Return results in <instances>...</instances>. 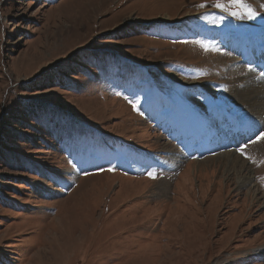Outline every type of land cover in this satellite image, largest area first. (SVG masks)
Segmentation results:
<instances>
[{"label": "rangeland", "instance_id": "374dc122", "mask_svg": "<svg viewBox=\"0 0 264 264\" xmlns=\"http://www.w3.org/2000/svg\"><path fill=\"white\" fill-rule=\"evenodd\" d=\"M247 2L0 0V264H264V127L223 134L253 124Z\"/></svg>", "mask_w": 264, "mask_h": 264}, {"label": "bare ground", "instance_id": "6f19581e", "mask_svg": "<svg viewBox=\"0 0 264 264\" xmlns=\"http://www.w3.org/2000/svg\"><path fill=\"white\" fill-rule=\"evenodd\" d=\"M254 45L256 48L255 53L249 51L246 54H248L249 61L252 64L253 63L258 64L259 67H257V70L256 69L254 70V68L250 69L248 73L243 77L245 81L243 84H241L242 88L240 87V89H242V93H239V95L242 96L243 99L247 97L244 102L246 103L247 106L252 107L250 108L251 111L249 112V115L246 116L247 119L249 118L252 119L251 123H253L251 126H249V128H247L249 132L261 130L264 127V109L261 104L264 103V37L259 39L257 43H255ZM247 46L250 47V44H247ZM241 47H243V45ZM246 48L247 47H245V49ZM251 48L253 49V46H251ZM259 75H261V79L257 80ZM261 109L263 114L261 112V115L258 118L257 114L260 112ZM221 143L222 142H220V144ZM227 152H229V150L219 154L218 155L219 157H217V159L220 158L221 160H223L224 158V160L226 161V165H229L228 168L235 169L238 166L242 167L243 165L246 164L245 161L241 160L240 155H237L236 153L233 152L232 153H227ZM210 160L211 157L203 160H197L196 164H202L205 162H209ZM250 179H251L250 176H246L239 180L245 182V181H250ZM67 186H69L68 183L62 184V187L67 188Z\"/></svg>", "mask_w": 264, "mask_h": 264}, {"label": "snow or ice", "instance_id": "6c2138e0", "mask_svg": "<svg viewBox=\"0 0 264 264\" xmlns=\"http://www.w3.org/2000/svg\"><path fill=\"white\" fill-rule=\"evenodd\" d=\"M212 6L217 9H221L222 11L227 12L232 17L238 18H246L252 20L256 18L259 13L253 8V6L247 2V0H226V2H222V0H213ZM198 7L203 8L205 5L201 3ZM260 9L264 10V4H260ZM206 50H208L207 45H202ZM133 109H136V104L133 103ZM264 140V132H261L257 137L256 141ZM253 141V142H256ZM245 146L237 148V151L241 153V155H246L244 148ZM248 159H252L251 157L246 156ZM264 162V161H262ZM112 171V169H108ZM148 175L154 178V174L149 172Z\"/></svg>", "mask_w": 264, "mask_h": 264}, {"label": "trees", "instance_id": "16d2710c", "mask_svg": "<svg viewBox=\"0 0 264 264\" xmlns=\"http://www.w3.org/2000/svg\"><path fill=\"white\" fill-rule=\"evenodd\" d=\"M99 50H89L88 51V56H89V54H90V56H93L91 53H95V52H98ZM87 57V55H83V56H80V58L79 59H76L74 62H72V64H71V66H69V67H73V66H79V67H84L85 68V66L88 64L87 62H85V58ZM88 60H89V58H88ZM84 64V65H83ZM68 66H66L65 68H67ZM78 67V68H79ZM68 69V68H67ZM164 72H166V71H164ZM71 73H67V70H65V69H56V71L53 73V74H51V75H48V76H44V79H45V81H49L50 79H56V80H63L64 78H66V77H68V75H70ZM66 76V77H65ZM32 105H31V107H33V106H35V108H30V106H29V110L31 109L32 111H31V116H35V113H37L36 111L38 110V111H41L42 109H43V103L42 102H32L31 103ZM28 116H29V114H28ZM18 115L16 114V122H13V121H9V119H7V120H5V122L4 123H0V140H2L3 139V136H1L2 135V133H9V132H12L13 131V129H11L12 128V126L13 125H15L16 123H18V121L20 120V118L18 117ZM14 119V118H13ZM30 120V119H29Z\"/></svg>", "mask_w": 264, "mask_h": 264}]
</instances>
